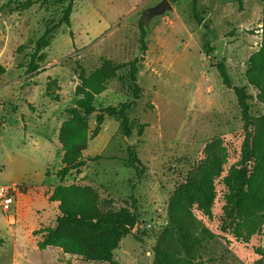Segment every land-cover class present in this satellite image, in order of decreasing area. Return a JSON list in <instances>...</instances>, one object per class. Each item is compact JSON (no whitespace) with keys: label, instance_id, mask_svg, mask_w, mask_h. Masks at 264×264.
Instances as JSON below:
<instances>
[{"label":"rangeland","instance_id":"obj_1","mask_svg":"<svg viewBox=\"0 0 264 264\" xmlns=\"http://www.w3.org/2000/svg\"><path fill=\"white\" fill-rule=\"evenodd\" d=\"M25 1L0 0V63L7 69L0 84V184L16 182L25 188L10 211L0 206V264H109L88 262L58 247L41 250V234L36 232L54 226L59 214L49 195L60 183L63 151L58 126L68 118L66 108L79 100L75 88L103 58L125 63L142 54L141 21L148 42L138 75L144 93L130 118L148 126L142 136L135 128L127 137L119 121L105 114L99 135L90 139L83 153L85 165L71 171L64 183L92 184L117 206L133 208L139 222L115 250L114 260L153 264V247L169 222L171 193L200 158L204 145L222 137L228 142L229 159L216 179L214 218L198 212L217 237L204 243L198 261L261 260L264 225L249 239L219 229L227 189L223 178L240 158L244 122L234 88L223 83L215 65L223 57L232 84L245 87L250 95L251 113L264 112L260 87L249 85L246 78L249 58L261 47L264 2L198 0L200 21L189 0H169L174 9L150 19L144 11L162 0H77L72 27L63 24L57 30L45 49V61L30 73L27 64L36 40L48 24L60 21L68 0L20 9ZM49 78L60 86L53 96L46 95ZM132 99L126 70L96 98L98 111L89 116L90 136L101 108ZM130 147L146 166L141 179L125 162Z\"/></svg>","mask_w":264,"mask_h":264},{"label":"trees","instance_id":"obj_2","mask_svg":"<svg viewBox=\"0 0 264 264\" xmlns=\"http://www.w3.org/2000/svg\"><path fill=\"white\" fill-rule=\"evenodd\" d=\"M76 1L68 0L60 21L48 24L45 32L36 40L34 52L27 64L28 72L39 70L40 64L47 57L45 49L50 46L57 30L63 24L72 27L71 14ZM189 1L193 4L195 17L201 21L197 12L198 0ZM38 2L65 4L66 0H27L19 7L26 9ZM238 2L243 4V0ZM139 28L142 54L125 63L103 58L99 67L81 77V82L75 88V94L79 97L77 104L66 108L68 118L59 129L63 151V166L58 171L60 183L49 196L51 202L59 203V214L54 226L43 227L36 232L41 234V239L37 242L41 250L58 247L65 253L88 262L119 264L114 260L115 250L125 237L133 233L139 222L133 208L117 206L112 198L102 197L98 188L92 184L64 183L71 171L85 165L83 153L88 148L90 139L99 135L105 114L119 121L120 128L127 137L132 136L135 128L136 134L142 136L148 126L145 123H135L130 118V113L136 109L144 93L138 77L148 50L147 30L143 21ZM261 29V47L249 58L246 78L249 85L260 87L258 97L264 104V15ZM218 50L221 52V48ZM215 67L223 83L234 88L244 122L240 158L232 164L223 178L227 189L219 229L237 238L249 239L260 233L264 225V112L258 115L251 113L248 107L250 95L245 87H235L232 84L223 57ZM126 70L133 99L101 108L97 114L96 127L90 136L89 116L98 111L96 98ZM6 71V67L0 63V84ZM55 89H60L57 80L49 78L46 95L53 96ZM147 106L152 107V104L147 103ZM228 159V142L224 138L213 137L204 145L200 158L192 163L188 173L169 197V222L153 247V264H199L198 257L204 243L215 239L217 234L199 218L198 212L210 220L214 218L218 195L216 179L223 172ZM125 162L135 170L137 178L141 179L146 166L134 148H129V156ZM256 264H264V257Z\"/></svg>","mask_w":264,"mask_h":264},{"label":"built area","instance_id":"obj_3","mask_svg":"<svg viewBox=\"0 0 264 264\" xmlns=\"http://www.w3.org/2000/svg\"><path fill=\"white\" fill-rule=\"evenodd\" d=\"M24 189L23 186H20L16 182L11 184H0V206L4 212L11 210L17 195L23 192Z\"/></svg>","mask_w":264,"mask_h":264},{"label":"water","instance_id":"obj_4","mask_svg":"<svg viewBox=\"0 0 264 264\" xmlns=\"http://www.w3.org/2000/svg\"><path fill=\"white\" fill-rule=\"evenodd\" d=\"M174 7L169 0H162L155 6H152L144 11L145 17L150 19L153 16L161 15L165 13L167 10H173ZM205 28V26H204Z\"/></svg>","mask_w":264,"mask_h":264},{"label":"crops","instance_id":"obj_5","mask_svg":"<svg viewBox=\"0 0 264 264\" xmlns=\"http://www.w3.org/2000/svg\"><path fill=\"white\" fill-rule=\"evenodd\" d=\"M1 88H2V87H1ZM60 127H61V125L58 126V133H59V129H60ZM57 185H58V184H57ZM55 186H56V185H55ZM55 186H54V187H55ZM54 187H53V188H54ZM52 190H53V189H52ZM51 192H52V191H51ZM50 194H51V193H50ZM49 196H50V195H49ZM53 203H55L57 206H58V204H59L58 202H53Z\"/></svg>","mask_w":264,"mask_h":264}]
</instances>
